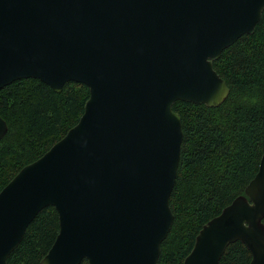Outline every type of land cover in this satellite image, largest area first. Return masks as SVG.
I'll return each mask as SVG.
<instances>
[{
  "label": "water",
  "instance_id": "water-1",
  "mask_svg": "<svg viewBox=\"0 0 264 264\" xmlns=\"http://www.w3.org/2000/svg\"><path fill=\"white\" fill-rule=\"evenodd\" d=\"M264 0H0V89L22 78L89 95L75 125L0 190V264L36 214L58 233L40 264H158L182 143L177 100L216 107L213 68L252 34ZM0 116V139L7 132ZM264 152L258 170L198 231L181 264H219L240 241L264 264Z\"/></svg>",
  "mask_w": 264,
  "mask_h": 264
},
{
  "label": "trees",
  "instance_id": "trees-1",
  "mask_svg": "<svg viewBox=\"0 0 264 264\" xmlns=\"http://www.w3.org/2000/svg\"><path fill=\"white\" fill-rule=\"evenodd\" d=\"M213 68L229 87L220 105L177 100L172 106L181 117L183 137L169 199L173 223L158 264H181L202 225L244 194L258 170L264 152V9L253 33L224 49ZM88 95L82 83L66 82L56 92L35 78L0 89V116L8 127L0 139V190L76 124ZM58 228L55 209H41L7 264H40ZM250 259L246 246L236 241L227 245L219 264H249Z\"/></svg>",
  "mask_w": 264,
  "mask_h": 264
},
{
  "label": "clouds",
  "instance_id": "clouds-1",
  "mask_svg": "<svg viewBox=\"0 0 264 264\" xmlns=\"http://www.w3.org/2000/svg\"><path fill=\"white\" fill-rule=\"evenodd\" d=\"M222 102H223V101H222ZM251 102H252V103H255V98H252Z\"/></svg>",
  "mask_w": 264,
  "mask_h": 264
}]
</instances>
